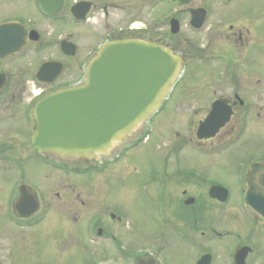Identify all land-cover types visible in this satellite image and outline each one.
<instances>
[{"label":"flooded vegetation","instance_id":"flooded-vegetation-1","mask_svg":"<svg viewBox=\"0 0 264 264\" xmlns=\"http://www.w3.org/2000/svg\"><path fill=\"white\" fill-rule=\"evenodd\" d=\"M263 8L264 0H0V136L26 142L4 143L0 154H32L4 156L3 171L21 175L18 186L29 185L34 163L56 178L53 192L29 185L39 202L30 216L16 213L17 190L0 191V264H264V208L248 202L254 194L264 207ZM122 39L180 57L161 108L108 155L33 149L38 103L81 84L97 51ZM213 110L229 120L199 139ZM251 121H263V130H251ZM188 146L205 158L188 163ZM163 147L164 158L149 153ZM218 152L227 158H214ZM134 155L148 157L150 191L131 217L121 206L131 202L123 166Z\"/></svg>","mask_w":264,"mask_h":264},{"label":"water","instance_id":"water-1","mask_svg":"<svg viewBox=\"0 0 264 264\" xmlns=\"http://www.w3.org/2000/svg\"><path fill=\"white\" fill-rule=\"evenodd\" d=\"M179 70V58L156 43L120 40L105 44L89 64L82 85L51 94L39 103L32 146L71 158L107 153L160 105ZM228 119L215 118L213 110L200 126L199 138L213 136ZM19 192L17 212L36 211L38 203L30 188L21 185ZM257 197L251 195L248 202L263 214Z\"/></svg>","mask_w":264,"mask_h":264},{"label":"rangeland","instance_id":"rangeland-1","mask_svg":"<svg viewBox=\"0 0 264 264\" xmlns=\"http://www.w3.org/2000/svg\"><path fill=\"white\" fill-rule=\"evenodd\" d=\"M264 9V8H263ZM263 20H264V14H263ZM264 26V25H263ZM158 125L155 126V128H157ZM248 127H251V130H256L255 132H258L259 130H263V121L257 122V121H251L250 125ZM154 136H151V141L150 143H152L153 146H157L159 141L154 140L153 139ZM10 142H17L19 145L21 144H25L26 142H24V138L23 137H8V136H0V145L4 144V143H10ZM147 146V145H146ZM146 146L144 148H146ZM143 149V147H141ZM19 151H12V152H4L5 154H0V188L5 187L6 185L9 187H13V190L17 187L18 183L21 181V175H19L17 172H12L10 173L9 176L11 177H6L5 173H4V169H3V163L2 162L5 158L4 156H13V155H21L24 157H27V160H31L32 154L31 151H29V149L26 148H18ZM192 147L188 146L185 148L184 153H187L184 155L183 159H187L188 163L192 162V161H196V160H201L204 159L205 157H200V155L196 152V151H192ZM150 154L155 155V159H159V158H164L165 155H167L168 153L166 152V148L163 147V151H156V148H152L149 151ZM214 154V153H212ZM218 155H215L214 158H227L226 155L221 156V153L218 152ZM231 157H229L230 159ZM148 157L147 155H145L144 157L139 156V155H134L133 158H125L124 159V166H123V174L127 175V178L125 179V184H124V199H126L128 202L130 201L131 198V202L130 203H125L123 201L122 203V209L124 211H129L131 217L133 214V207H134V203L137 200L138 202L141 200H145V198L147 197L148 192L150 191V187H149V183H148V178L147 175L145 173V169L142 167V165H146L147 164V160ZM130 160V161H129ZM136 160H144V161H136ZM132 162H136L138 164V166H132ZM43 165H39L37 163L31 164L30 166H28L27 169V183H30L32 186L35 187V189H37L40 193H45V192H53V182H55L54 178V173L52 170L47 169V168H42ZM217 175H224V173L219 170L217 172ZM5 177V178H4ZM7 178L6 182L4 179ZM56 179V178H55ZM7 191H9V189H7ZM127 191V192H125ZM130 193V196L128 195ZM1 194V192H0ZM3 194V193H2ZM15 193H13L14 195ZM112 198H115L114 196H111ZM3 197L0 195V214H6L5 213V204L3 206ZM13 199V196H12ZM132 210V211H131ZM1 217V216H0ZM132 225V220H130V223ZM128 230H131L130 226L126 227ZM2 229V228H1ZM0 242H5V231L2 232L0 231ZM2 244V243H1ZM77 261V259H76ZM78 264V263H77ZM81 264V263H79Z\"/></svg>","mask_w":264,"mask_h":264}]
</instances>
